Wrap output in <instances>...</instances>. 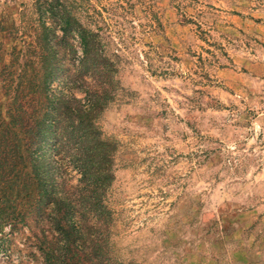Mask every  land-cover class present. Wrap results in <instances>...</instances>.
Listing matches in <instances>:
<instances>
[{"label": "rangeland", "instance_id": "1", "mask_svg": "<svg viewBox=\"0 0 264 264\" xmlns=\"http://www.w3.org/2000/svg\"><path fill=\"white\" fill-rule=\"evenodd\" d=\"M63 1L115 70L87 79L115 88L96 119L114 179L103 212L67 166L61 225L35 192L0 191V264H264V0ZM62 35L36 0H0V150L13 100L43 98V50L63 69L50 92L69 94L83 54Z\"/></svg>", "mask_w": 264, "mask_h": 264}, {"label": "trees", "instance_id": "2", "mask_svg": "<svg viewBox=\"0 0 264 264\" xmlns=\"http://www.w3.org/2000/svg\"><path fill=\"white\" fill-rule=\"evenodd\" d=\"M36 5L41 18L47 17L58 23L63 34L61 40H67L74 33L78 35L83 56L79 67L73 68L69 76L70 83L66 84L69 94H54L50 92L49 85L62 75L63 69L55 61V51L43 50L40 57L41 80L36 85L43 94L39 107L29 112L30 103L26 95L19 100L15 98L11 103L9 121L4 126L1 124L7 132L6 144L0 150L1 202L4 205L13 204L20 195L30 198L35 192L38 198L32 200L31 208L34 206L41 210L46 207L54 213L62 210V216L52 218L53 224L61 225L69 223L70 216L67 214L75 209L67 197L58 196L68 194L65 191L67 166L80 173L79 190L88 193L87 206L103 208V212L107 208L104 197L114 179L116 146L102 136L96 119L111 101L115 88L111 79L103 82L100 90L99 86L98 90H92L87 79H109L115 70L102 50L98 49L97 36L79 23L66 1L36 0ZM43 25L45 34L52 32L54 35L53 29ZM57 38L54 36L55 40H59ZM46 47L47 42L43 48ZM25 88L26 84L23 90ZM73 91L82 96L77 97ZM22 133L23 138L20 137ZM21 141H24L22 147ZM75 188L77 185L68 187L69 190Z\"/></svg>", "mask_w": 264, "mask_h": 264}]
</instances>
